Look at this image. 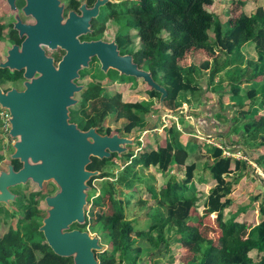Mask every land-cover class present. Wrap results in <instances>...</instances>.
Segmentation results:
<instances>
[{
  "label": "trees",
  "instance_id": "trees-1",
  "mask_svg": "<svg viewBox=\"0 0 264 264\" xmlns=\"http://www.w3.org/2000/svg\"><path fill=\"white\" fill-rule=\"evenodd\" d=\"M214 3L215 0H122L109 6V14L127 20L129 34L121 38L126 45L131 41L130 30H137L141 41L136 53L139 65L152 71L154 78H159L160 84L168 90L165 106L172 112H167L161 106L160 92H148L151 97L158 98V108L164 109V112L177 113L182 93L195 94L202 90L200 83L193 77V67L184 62L188 55L196 57L199 51H204L211 58L201 63L202 69H206L218 52L225 54L227 58L224 63L216 64L212 75L236 65L232 72L233 79L229 78L230 92L238 94L244 85L253 82L248 92L250 97L258 98L249 108L240 103H232L234 116L230 120L235 125L231 132L239 136V140L232 138L229 142L240 143L248 149H264V4L258 5L248 14L246 1L235 0L229 8L227 21L215 22V13L210 10ZM213 25L215 39L211 42L209 30ZM2 38L3 29L0 27V40ZM250 41L255 43L257 59L246 58L243 52L244 46ZM4 71L0 68V77H3ZM230 73L231 70H226V74ZM4 83L6 79L1 78L0 86ZM101 91L100 84L91 83L81 94L83 114L81 118L75 115L73 119L84 129L99 126L102 132L110 135L121 130L133 132L155 109L149 105L150 102L140 100L126 104L119 96H103ZM90 99L93 102L88 108L85 104ZM109 115H113L117 121H123V125L120 128L103 127ZM226 118L228 121L229 118ZM168 132L159 141L161 150L158 153L164 150V159L154 163L165 176L172 166H177L183 178L179 182L170 177L160 188L147 180L154 203L145 208L150 225L142 231L139 241L129 238L135 230L136 220L127 217L126 204L130 203V198L124 200L119 187L131 191L143 184L144 171L152 165L150 155L156 151L150 149L148 153L144 151L145 155L136 156L133 147L129 145L128 151L122 153V156H128L122 168L115 164L119 158L117 153L103 159L92 157L88 169L98 170L100 174L92 177L88 183L97 192L94 180L107 178L99 194L93 195L86 207L89 219L86 225L91 232L101 236L104 246H108L99 252V264H165V256L156 258L151 255H156L158 249H162V255H166L171 251L172 240L182 243L184 239L192 241V255L183 264H264L263 191L254 196L259 201V217L255 224H248L242 212L237 216L226 215V209L234 202L231 196L234 182L228 176L236 172L238 167L241 168L239 165L243 162L247 167L246 161L233 160L224 155L223 148L210 146L208 168L215 185L210 188L203 202L205 212L200 214L199 198L191 186L198 169L197 161L204 155L203 141L199 137L189 136L191 143H197L194 161L189 163L188 144L181 139L183 132L177 126L172 127L171 131L168 129ZM6 135H9L8 131ZM4 137V120L0 116V171L7 170V164L1 166L6 159L2 145ZM229 142L225 144L229 145ZM10 160L16 170L20 169L22 163L19 160ZM253 160L264 174V152ZM233 162L237 164L236 167ZM116 167L118 172H115ZM258 176L264 182V176ZM48 185L46 183L43 188L36 185V190L28 195L21 190H12L17 195L15 204L13 201L9 205L0 204V264H74L72 257L57 255L39 229L43 219L41 214L46 213V208L41 204L47 207L46 196L58 190L55 187L48 190ZM140 203L146 206V200L140 199ZM206 211L216 214L218 243L212 237L202 236L200 232L193 234V229H198L194 224L203 223L207 217ZM142 238L152 250L149 256L143 254ZM139 246L140 250L137 249ZM169 261L175 263L174 254L170 253Z\"/></svg>",
  "mask_w": 264,
  "mask_h": 264
},
{
  "label": "water",
  "instance_id": "water-1",
  "mask_svg": "<svg viewBox=\"0 0 264 264\" xmlns=\"http://www.w3.org/2000/svg\"><path fill=\"white\" fill-rule=\"evenodd\" d=\"M107 1L97 0L91 8L83 4L82 15L71 12L64 21L59 0H26L24 11L33 15L36 23L17 21L16 27L28 36L22 49L14 45L6 59L0 60V68L25 70L26 77L22 91L0 88V106L9 111L8 133L17 138L11 158L22 163L19 170L9 163L7 170L0 171V203L16 200L13 186L31 180L43 188L45 182L54 181L59 190L46 196L47 216L39 229L57 255L73 256L75 264H98L96 251L105 250L98 235L69 230L73 223L87 222L85 208L92 188L88 182L100 174L88 165L93 156L122 155L135 143L133 137L101 134L97 127L82 130L70 122V107L78 102L75 94L83 88L75 81L80 70L89 67L92 56H97L104 70L112 66L122 74L142 78L161 93V106L172 112L165 106L168 90L151 71L139 68L131 55L120 56L113 42L80 41L79 35L90 31L91 20ZM8 2L12 10L17 9L15 0ZM42 43L66 51L58 64L46 54Z\"/></svg>",
  "mask_w": 264,
  "mask_h": 264
},
{
  "label": "rangeland",
  "instance_id": "rangeland-1",
  "mask_svg": "<svg viewBox=\"0 0 264 264\" xmlns=\"http://www.w3.org/2000/svg\"><path fill=\"white\" fill-rule=\"evenodd\" d=\"M233 1L235 0H215L214 6L210 8L212 12L215 13V22H218L221 20L222 22H226L229 17V8L231 5H233ZM246 1V12L250 14L258 5L264 4V0H244ZM0 7H2L3 3L0 0ZM3 8V7H2ZM0 8V14L3 13V9ZM116 18V17H115ZM127 21V20H126ZM126 21L124 18L117 17L114 20L110 21V24L108 27L111 30V33H115L118 29L127 34L129 33V26L126 24ZM215 25V24H214ZM214 25L209 30L210 34V41L213 42L215 39V31H214ZM130 34L133 36V40L140 46V38L137 36V30L131 29ZM243 52L246 56V58H252L257 59L258 55L256 52V46L255 43L250 41L248 42L244 48ZM5 53L4 45H0V57H3V54ZM227 56L223 54L222 52H218L217 57L213 58L210 61V65L206 69H202L201 63L206 59H211L204 53V51H199L198 55L195 57L193 55H188L184 62L189 66L193 67L194 69V78L195 81L200 83L202 86V90L200 92H196L195 94L192 93H182L180 97V103L181 106L178 108L177 113L170 114L167 112H164V109L158 108L159 100L158 98H154L153 100H149L147 97V94L141 90V101H144L145 103L150 102V106L154 107L155 109L151 113L150 117L148 119L145 118L143 122L136 128L138 130H133V132L125 133L123 131L124 136L133 137L135 139V143L131 145L134 149V152L137 155H145L144 151H148L150 149H153V154L150 155L151 163L152 165L148 167V169H145V181L143 184L137 185L134 190L128 191L126 189H123L122 187H119V189L122 191L121 197L125 200L127 198H130V203L126 204V214L129 219L136 220V227L135 230L130 235L131 240L139 241L141 238V233L143 230L147 229L150 225V220L146 216L145 212L149 205L154 203L153 200H151L150 192L147 187V180H150V183L153 182L157 188H160L163 182H166L170 177L174 181L181 182L183 178L182 172L179 173V169L177 166H172L170 171L165 176L163 174V171L158 168V165L156 163L158 161H163L165 151L163 150L161 154L158 153V151L161 150L160 148V140L162 137L164 138L165 134L167 135L168 129L171 131L172 127L177 126L183 133L181 135V139L188 144L187 148L190 152V157L188 158V162L191 163L194 161L195 152L197 149V143L190 141L189 136H195L199 137L198 139L202 140L203 143V152L204 155L202 156L198 163V169L195 172V178L193 185L191 186L198 196V211L200 214L205 212L203 207V202L208 195V192L212 186L215 185V181L210 173V170L208 168L209 166V159H210V152L209 148L213 144L210 143L208 140H215L214 138H217L216 140H222V141H230L227 135H234V133L231 132L233 126V122L230 120L234 113L232 112L230 105L232 103H240L246 106V108H249L252 104H255V102L258 101V98H252L249 95L248 90L251 89L253 86V82H249L246 85H244L238 94H232L230 92V79H233V70L236 68V65H233L232 67L225 69L219 73H216L215 76L212 75L214 68L216 67V64H223ZM217 60V62H216ZM226 70H231L230 74H226ZM83 73H88L89 69H83ZM229 75V76H228ZM105 76V75H104ZM213 76V77H212ZM103 77V76H101ZM108 79V78H107ZM111 78H109L110 80ZM114 80L118 84L120 82H126L128 83L131 80V77L124 76L123 78L114 77ZM118 79V80H117ZM108 80V81H109ZM135 81V80H133ZM159 83L161 80L157 78ZM78 82V80H77ZM85 82V81H82ZM8 84L5 85L7 87ZM1 87V86H0ZM80 96V94H78ZM230 103V104H229ZM229 104V105H228ZM0 108H2L0 106ZM4 109V108H2ZM232 109V110H231ZM7 110V109H6ZM194 116H200L202 118H211L213 121H215L217 125V132L216 135L208 134L207 132H204V130L201 128V124H204L202 122L195 123L193 121ZM226 116L229 118L227 121ZM206 121V120H205ZM201 123V124H200ZM207 123V121H206ZM107 125H110L111 127L119 128L123 125V121H117L115 120L114 116L111 115L107 118ZM194 126L191 131H188L189 126ZM147 127H153L150 129H147ZM145 129V131H143ZM188 129V130H187ZM150 130V132H148ZM5 131V137L3 142V148L4 153L6 156L5 161L1 164V166L5 167L7 163H10V157L11 154L14 151L13 144L17 138H12L10 135H6V132L9 131V128L4 127ZM230 131V132H229ZM127 132V131H126ZM192 133V134H191ZM222 138H219L221 137ZM227 136V137H225ZM156 137L159 139L157 140ZM225 137V138H224ZM225 140H224V139ZM233 139L239 140V136L232 137ZM141 142V144H140ZM230 149L233 152L232 156H226L230 157L233 160H244L246 161V166L243 164L239 165L237 171L233 174H230L228 176L229 180H232L234 182V191L232 193V197L234 198V202L232 206L228 209H226V215L230 216H237L239 213L242 212V216L246 219L247 223L250 224L251 222H254V224L257 222V219L259 217V201H256L254 199V196L263 191L264 196V182L258 175H262L263 171L260 169L257 165V163L253 160L254 157H257L261 155L264 152V149H248L246 146H243L240 143L234 144L229 142L228 143ZM146 153V154H147ZM119 155V154H118ZM128 159L127 155H119V158L115 160V164L118 167L124 166L123 162H125ZM156 162V163H154ZM123 163V164H122ZM155 165V166H154ZM233 166L236 167L237 164L233 162ZM118 167H116L115 172H118ZM242 168H245L243 170ZM243 171H242V170ZM244 172V173H242ZM107 179V178H106ZM106 179H95V187L97 188V192L94 188H91L88 190V200L94 195H98V193L101 191V185ZM49 184L46 189L51 190L54 187L59 190V186L54 181H48L45 182V184ZM36 183L29 180L27 183L24 184H18L16 186L11 187V190L14 191H22L25 192L27 195L33 190H36ZM44 184V185H45ZM29 186V187H27ZM57 190V191H58ZM56 191V192H57ZM55 192V193H56ZM15 193V192H14ZM16 194V193H15ZM140 199L146 200V206L142 205L140 203ZM96 201H99L98 198L95 199ZM107 200V198H106ZM12 202V201H11ZM13 203L15 204V200H13ZM0 204H7V203H0ZM43 208L45 207L44 204H41ZM144 206V207H143ZM87 207V206H86ZM90 207V205H89ZM87 211V208H85ZM207 212V211H206ZM43 217L47 216V212H42L41 214ZM88 215V214H87ZM87 218V217H86ZM215 218L216 214H209L207 212V217L203 221V223H196L194 224L198 229H193V234L199 233L202 236L212 237L214 238L215 242H219V233H217L216 224H215ZM89 219H87L88 222ZM87 223L85 222V226ZM89 225V224H88ZM193 225V224H192ZM89 226H87L88 229ZM89 230V229H88ZM95 235V233H93ZM44 235V234H43ZM97 235V234H96ZM100 238L101 236L98 235ZM102 242V238H101ZM142 245L144 251L143 254L148 256L151 253V248L148 246L145 239H141ZM103 243V242H102ZM192 245V241L188 239H184L182 243H176L174 240L171 241V251L169 253H166V255H162L163 250L158 249L156 255H151L152 257H163L165 256V264H172L169 261V255L174 254V264H183V262L187 261L191 257L190 247ZM108 246L105 245V249ZM138 250L141 249V247H137ZM153 249V248H152ZM103 252V251H100ZM255 252V251H253ZM147 253V254H146ZM99 252L96 251V257L98 258ZM143 255V256H144ZM98 261L100 263V259L98 258ZM98 263V264H99ZM127 264V263H124Z\"/></svg>",
  "mask_w": 264,
  "mask_h": 264
},
{
  "label": "flooded vegetation",
  "instance_id": "flooded-vegetation-1",
  "mask_svg": "<svg viewBox=\"0 0 264 264\" xmlns=\"http://www.w3.org/2000/svg\"><path fill=\"white\" fill-rule=\"evenodd\" d=\"M1 1L3 3L2 5L3 8L2 7L0 8L3 9V13L0 14V27L3 29V38L0 40V45H4L5 53L3 54V57H0V60H5L6 57L8 56L9 50L14 45H17L19 49H22L23 42L28 36L26 32L22 33L21 30L18 27H16L17 21L20 19L25 24H35L36 19L34 18L33 15H28L24 11L26 0H15V4L17 7L16 10H12L11 4L8 2V0H1ZM59 1L60 4L63 6L62 9L63 20L66 21L69 18L71 12H75L78 15H82L83 10L81 9V6L83 4H86L87 8H91L95 5L97 0H59ZM120 2H122V0H108L106 4L102 5L100 7V12L98 16L93 17V19L91 20L90 31L87 34L79 35V38L80 41L82 42L97 41V40H102L106 43L113 42L116 44V49L118 50L120 56L131 55L133 62L138 64L139 68H142L139 65V62L136 58V53L138 52L140 46H138V44H136V42L133 40V36L131 37V41H129L126 45L125 43H123V40H121V38L125 37L129 33L125 34L121 32L119 29L115 33H111V30L108 27L110 21L116 19L114 16H110L109 6L111 4H118ZM41 45L43 49L46 51V54L54 58L55 64H58V62L63 58L64 54L66 53V51L61 47L52 49L48 45H45L44 43H42ZM3 69H5V71L2 73L3 77H0V80L1 78L6 79V83L1 85L0 88H2L4 91H8L12 88H16L18 91H22L26 88L25 86L26 77L24 76L25 70H17V69L12 70L11 68H3ZM84 69H89V72L83 73L82 71L83 69L80 70V77L77 79L78 82L77 80H75L78 85L83 86L82 90L75 94V98L78 99V102L74 106L70 107V122L76 123L78 127L82 130H88L89 128L84 129L79 124L78 121L73 119V117H75L76 115L77 118H81L83 114L82 111L84 106V102H83V98L81 97V94L85 89H87V87L91 83L100 84L102 88L101 95L110 96V97L119 96L120 100H122L126 104H131L140 101L142 99L141 98L142 89L147 94L146 98H149L150 101L155 98V97L154 98L151 97L150 93H148L152 89L150 86H148L147 83L144 82L142 78L122 74L119 70H117L112 66H109L107 70H104L97 56H92L89 67ZM124 76L131 77V80L128 83L120 82V84H118L116 80L113 79L114 77L123 78ZM109 78L111 79L109 80ZM6 84H8L7 87H5ZM78 94H80V96H78ZM92 102L93 99H90L89 101L86 102L85 106L90 108ZM108 117H106V119L104 120L103 127L104 126L111 127L110 125L106 124ZM93 127H97L98 131L101 134H108L106 132H102L99 126H93ZM111 128H115V127H111ZM149 129L151 130V128ZM150 130L148 132H150ZM120 132L123 133V130H121ZM120 132H115V133L121 135ZM8 164L9 163H7V166ZM45 210L47 212L48 206ZM45 217H43L42 219V224ZM74 229H78L82 232L89 231L92 235H94L89 228H88L89 230L87 229L85 223L83 224L77 222L73 223L70 226L69 230H74ZM70 257H72L74 262V257L73 256Z\"/></svg>",
  "mask_w": 264,
  "mask_h": 264
},
{
  "label": "crops",
  "instance_id": "crops-1",
  "mask_svg": "<svg viewBox=\"0 0 264 264\" xmlns=\"http://www.w3.org/2000/svg\"><path fill=\"white\" fill-rule=\"evenodd\" d=\"M230 104V103H229ZM228 104V105H229ZM229 107H231L232 109H233V107H232V105H230ZM231 109V110H232ZM232 112L234 113V110H232ZM207 121V123H206V121ZM193 121L195 122V123H197V122H202V123H204V124H201L200 126H201V128L204 130V132H207L208 134H212V135H216L217 137H218V135L216 134V132H217V125H216V123H215V121H213L211 118H202V117H200V116H194L193 117ZM194 127V126H193ZM191 125L189 126V130L188 131H191L192 130V128H193ZM230 132V131H229ZM228 136V138L229 139H232V137H234V135L232 136V135H227ZM227 136H225V137H227ZM224 137V138H225ZM219 138H222V136L221 137H219ZM223 138V139H224ZM225 140V139H224ZM225 142H227V141H225ZM229 142V141H228Z\"/></svg>",
  "mask_w": 264,
  "mask_h": 264
},
{
  "label": "built area",
  "instance_id": "built-area-1",
  "mask_svg": "<svg viewBox=\"0 0 264 264\" xmlns=\"http://www.w3.org/2000/svg\"><path fill=\"white\" fill-rule=\"evenodd\" d=\"M0 116L4 120V127L10 128V123L8 121L9 111L6 110V109L0 108ZM214 139H215L214 141L213 140H208V141L210 143H212L213 145H215V146H219V147L223 148L225 156H232L233 155L232 150L230 149V147L228 145L225 144L224 141H222L221 139L220 140H216L217 138H214ZM93 185L96 186L95 183H93Z\"/></svg>",
  "mask_w": 264,
  "mask_h": 264
}]
</instances>
